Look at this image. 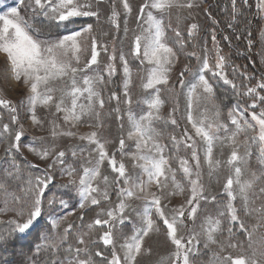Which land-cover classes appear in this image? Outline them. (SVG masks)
<instances>
[{"label":"snow or ice","instance_id":"6c2138e0","mask_svg":"<svg viewBox=\"0 0 264 264\" xmlns=\"http://www.w3.org/2000/svg\"><path fill=\"white\" fill-rule=\"evenodd\" d=\"M93 2L96 8L103 0H28L25 5L24 0H20L21 7H27L33 13H39L45 18L55 21L57 26L64 24L65 27L68 23H72L74 18L79 17H96L99 19V11L93 10ZM203 2V0H201ZM237 0H232L233 4V21L235 20ZM246 3L247 0H244ZM123 6L124 13L130 14L132 7L129 0H120ZM7 7V5H5ZM173 7L180 8H198L199 4L196 0H187L186 4L178 3V0H145V3L140 5V15L137 20H141L145 16L146 9H152L156 12H164L165 10ZM257 8L260 12L264 13V0H258ZM119 12L115 8V0H113V8L109 17L110 23L119 28L117 18ZM144 22L148 25L143 28L141 34L136 35L132 45L133 55L140 57L142 52V61L147 62L151 67L147 70V82L143 83L142 87L145 90L154 89L155 94L145 99L144 103L148 111L140 115L137 119L131 108L128 111V119L132 126V130L128 132V139L135 142L136 151L131 153V159L134 162V167H139L142 170L143 176L130 174L123 162L117 165L114 155H109L105 143L101 142L98 138L96 131H92L88 135H81L79 139L87 140L90 145H95L92 152L96 154V161L94 167H83V172L79 176L78 182L73 179L76 169L72 165H66L64 150L55 151L54 148L44 147L36 148L28 146L29 151L34 153L42 161L52 159V163L47 164L49 172L57 165L61 166V174L68 176V186H71L76 195L79 197L78 207L83 212L89 206H99L102 201H109L108 191V176H103L105 187L103 190L94 182L101 177V165L107 160L108 165L111 167L115 176L116 196L118 203L114 207H109L107 210L101 208L96 213V218L87 224L88 231L80 232L76 235V247L69 244L67 251L74 252L75 255L69 260V264H93L92 256L89 252V244H95L96 240H86L85 237L91 235V230L96 226H101L103 231L98 235V240L102 241L103 245L110 246V259H107L106 264H137V257L144 249L145 238L152 232H159L160 227L157 225L155 217L163 222L166 229V238L175 246L172 252L171 264H191L190 253L194 250V245L199 244V234L193 232L190 234L186 241L185 237L181 235L183 230L188 227V221H194L200 209V201L207 199L204 196V187L200 183V158L197 151L196 141L188 131L185 130L184 134L178 140L176 136H172L171 140L176 146L177 151L179 145L184 144V147L191 149V160L195 162V171L189 165V160L184 157H179V169L183 172L185 179L190 185V195L185 197V200L178 206L172 205L170 211L166 212L165 209L171 204L172 197L184 195V186L176 179V169L169 165V158L164 154V146L159 143L158 138L161 133L158 132L153 126L154 119H159V110L164 101L160 97V88L158 86H167L170 83L169 73L171 66L174 63L176 53L173 48L165 42V27L162 19H158L153 11L146 12V19ZM127 24V21H125ZM231 26V25H230ZM198 28L196 23H192L188 28L189 36ZM128 29L125 26V33ZM181 33L176 32V36L180 37ZM264 35V33H262ZM228 39V37H225ZM237 39H240L237 36ZM90 43V59H86V63L81 66V54L88 50L87 41ZM213 45L217 48V57L215 63V70L210 67L207 49L203 56L202 67L197 74V83L190 86L188 93V114L187 120L195 132V136L199 137L205 145V162L210 168L220 166L221 161L213 159V149L216 140H221L223 144L227 141L232 145V150L227 158L226 164L230 169H234V177L230 175L226 183L223 185V192L227 195V217L228 223L232 222L239 224L249 238L252 232L249 231L244 222L238 215L237 208L233 205V201L237 199V195L243 202L242 210L245 215L249 214V192L252 190L259 179L264 178V170L259 175L255 171L251 172L250 178L242 180L244 168L240 165L247 166V161L244 156L238 153L240 143L237 141V136L248 129H258L256 136L248 137L245 135L243 144L247 145L250 141L255 143L257 139L260 143V158L261 164L264 165V78L257 81L255 86L244 85V91L240 93L243 97L250 99V103L242 104L237 103L233 108L228 111V120L230 125L234 127L235 131L231 135L220 138L217 133L220 129L225 132L229 130V125L224 123L210 122L205 125L203 119L197 120L193 116V98L195 97L198 102L201 98H214L213 85L206 78V72L212 71L214 77H219L225 84L231 85L233 89L237 88L233 80L228 79V76L223 72L225 67V57L219 54V47L217 45L216 36L212 35ZM249 45L251 41L249 40ZM183 47V41H180ZM107 51L106 45H100ZM98 42L93 35V25L87 24L79 29L70 31L69 34H64L56 39H42L41 33L34 24L29 23L28 20L21 15L20 8L10 7L8 11L0 15V53L6 55L7 61L11 67L12 77L16 81H22L23 85L28 89L27 104L21 102V107H25L31 113L30 119L32 125L42 126V121L37 116V105H42L45 108L54 106L55 113H62V120L64 124L71 127H76L85 116H100L97 110L104 108L105 101L101 92L97 90V85L104 83L102 75L89 76L87 72L91 70L92 65L98 63ZM188 55H196V53H189ZM115 59L114 55L108 57L109 63L106 65V72L109 77L116 74L117 69L111 61ZM123 64L124 72V96L126 97L125 103L129 106L132 104L131 96L128 91L131 83V72L128 66V61L123 55L120 56ZM188 67L185 66L187 71ZM184 71L180 73L179 83L181 87L184 86L185 81ZM236 71V69H234ZM244 79H250L244 74ZM53 82H60L61 87L53 86ZM198 89L202 90L203 97L197 92ZM56 92L60 95L56 96ZM110 99H118L115 92L111 93ZM68 101H70V106ZM86 101V103L82 102ZM0 106L9 110L11 116V124L18 122L19 108L10 100L0 99ZM215 107V106H214ZM259 108V111L256 109ZM55 113L53 115H55ZM216 115L219 116V110ZM250 116L251 122L247 118ZM117 119H120L117 116ZM254 122V123H252ZM172 124H176V120L172 119ZM96 124V127H100ZM61 127L60 124L52 122L51 136L53 138L63 136H76L73 131H57ZM3 132L9 133V124H3ZM24 135V126L21 125L20 129L15 131L14 139L10 143V148L20 151V141ZM120 149L123 151L125 148V140L121 139ZM83 151V150H81ZM77 155L76 151H72V156ZM245 155H250V152L245 150ZM143 161V163H139ZM37 167L38 165H33ZM15 167V165H13ZM11 175V173H9ZM195 175V179H193ZM146 177V179L144 178ZM54 180L51 174H45L43 177L36 176L34 181L29 179L27 181V190L24 192L23 198L13 196V202L17 207L6 209V212L11 213V218L8 220L10 229L7 232L0 231V247L8 244L10 240L22 238L28 234L46 215L49 217L47 224V233L42 234L40 239L45 243L36 245V252L39 254L41 249L48 246L52 253L58 250V245L52 243L54 240L53 230H56V237L61 242H66L71 235V230L75 225L69 223L60 233V224L64 217L53 218L52 209L54 205L59 203L63 207H67V201L63 198H58L55 195L47 198L45 203V190L49 184ZM238 186V192L234 190L233 185ZM153 187L155 190H153ZM171 188V190H169ZM0 191L7 194V182L0 180ZM264 196V187L259 188V194L256 198ZM212 200L216 197L212 196ZM134 201H143V210L133 207ZM167 201V203H165ZM154 209V213H153ZM258 213V220L264 221V207L260 209H253ZM135 213L139 218H133L131 213ZM72 215V213H69ZM219 215L223 217L224 212ZM83 219V216H81ZM130 224L131 234H125L122 229L125 223ZM206 225L203 227L204 235L206 236L205 248L209 243H217L214 239V233L219 229L221 220H212L207 218ZM119 225L120 231L118 232L117 226ZM229 234L232 233L233 228H227ZM238 245L229 243L228 247L236 248ZM251 247V245H249ZM220 251L224 252V246L220 247ZM84 258H81V254ZM101 251H96L95 256H102ZM255 252L251 257L244 255L233 256L226 254L224 256L217 255L219 264H258L255 258ZM264 256V253L261 254ZM4 264H7L5 261ZM52 264H61L57 260H53Z\"/></svg>","mask_w":264,"mask_h":264},{"label":"rangeland","instance_id":"374dc122","mask_svg":"<svg viewBox=\"0 0 264 264\" xmlns=\"http://www.w3.org/2000/svg\"><path fill=\"white\" fill-rule=\"evenodd\" d=\"M24 3L27 5L28 0H24ZM143 3H145V0H129L132 12L126 15L120 0H115V8L120 14L117 18L119 28L114 27L109 21L113 8V0H103L99 5V9L96 8V4L93 2V10H98L100 13L99 19L96 17L74 18V20L92 19L94 21L93 35L98 42L97 50L99 56L98 63L92 65L91 70H89L87 74L89 76L102 75L104 77V83L98 84L96 87L97 90L101 92L105 101L103 109H99V106L97 105V110L100 112L98 118L94 115L85 116L76 127L64 124L62 120L63 114L55 113L54 106L45 108L39 104L37 105L36 112L38 118L42 121V126L32 125L30 119L31 113L28 112L25 107H21V102H24L25 105L27 104L28 89L23 85L22 81H16L12 77L11 67L7 61L6 55L0 53V99L10 100L13 105L19 108L17 113L18 122L13 125L10 121L11 114L9 110L0 106V164H4L3 166L5 169L3 171L6 173V178L15 177L18 182L13 189L7 187V194L2 191V194L0 195V220H9L11 218L10 211L6 212V209L17 207L13 202V196L23 198L24 192L27 190V181L29 179L34 181L36 176L43 177L45 174H51L54 176V180L45 190V203L47 198H51L54 195L67 201V207H63L57 203L52 209L53 218H65L61 221L59 229L60 233L63 232V229L69 223L73 225L75 223V227L71 230L72 235L70 236V238L74 239V243L70 242V244L73 245V247H76V235L80 232L88 231L86 227L88 223L82 226V224L76 222V218L80 217L82 213L89 208L96 206L90 205L89 208H86L81 212L78 207L79 197L76 195L75 190L71 186H68V176L66 174H61V166L57 165L51 170V172H49L47 164L52 163V159L50 158L47 161L40 160L37 155L29 151L28 146H34L38 149L49 147L54 148L55 151L64 150L66 152L65 166L72 165L76 169L73 179L78 182L79 176L83 172V167H94L96 161V154L92 152L95 145H90L87 140L79 139V136L88 135L92 131H96L98 138L101 142L105 143L109 155L115 156L117 165L123 162L126 170L130 174L134 176H143L142 170L139 167H134V162L131 159V153L135 152L136 148L135 142L128 139V132L132 130V126L129 122L127 113L129 108H131V111L138 119L140 115H143L148 111L144 100L151 98L155 94L154 89L145 90L142 87L143 83L147 82V70L151 66L148 65L147 62H144L143 64L141 63L143 59L142 52L140 57H137L132 53L134 38L136 35L141 34L143 28L148 27L144 20L146 19V12L151 10L158 19H162L163 21L165 27V42L170 47L174 46L182 56L178 57L177 53L174 51L176 56L169 73L170 83L167 86H158L160 88V97L164 103L159 110V119H154L152 122V126L161 133L158 140L159 143L164 146L163 154L169 158V164L172 160H175L180 173V177H177L176 175V179L185 188L184 195L170 198L171 204L165 209V211H170L172 205L178 206L185 200L187 195H190V185L185 179L183 172L179 169V157L188 159L190 167L195 171V162L191 160V149L185 148L184 144L181 143L179 145V150L177 151L176 146L171 140L172 136H176L179 140L180 137L183 136L185 130H187L189 135H191L196 141L197 151L200 158L199 179L204 187L203 194L207 197L206 200L202 199L200 201V209L195 220L188 221L187 229L181 232V235L185 237V241L193 232L199 234L200 242L199 244L194 245V250L190 253L191 264H219L216 258L217 255L224 256L226 254H231L234 257L237 255L251 257L253 252L256 254L255 258L257 259L258 264H264V256L261 255L264 253V221L258 220V213L253 211V209L264 207V196L259 199L256 198L259 194V188L264 187V178L259 179L254 188L249 192V214L245 215L242 210L243 202L238 195L237 199L233 201V205L237 208L240 219L244 222L246 228L252 232V236L249 238L247 234L240 229L238 223L232 222L231 225L228 223L226 210L227 195L223 192V185L226 183V180L230 175H233V178H235L234 169H230L226 164L227 158L232 150V145L228 144L227 141H224L223 144L221 143V140L215 141L213 159L221 161V164L218 167L210 168L204 159L205 145L199 137L195 136V132L187 120L189 89L192 84L197 83V74L202 67L205 49H207L210 67L215 70L217 48L212 42L213 33L216 36L219 54L225 57L226 63L223 72L228 76V79L233 80L236 83L237 88L233 89L231 85L225 84L219 77L216 78L230 87L239 98L240 103L246 104L251 102L249 98L243 97L240 93L245 90L243 87L244 85L255 86L257 81L264 78V35H262V33H264V13L260 12L257 8V21L260 22L261 28L257 35V47L254 55L255 60L260 66L259 71L262 73L259 74L258 70L252 66L251 62L249 63L252 71L242 72L244 67L238 65V62L241 60L240 57L247 58V55L239 53L236 56L229 57L231 53L229 52V41L228 39H225L227 35L224 36L222 34L223 27L219 25L218 22L212 21L210 18L214 10L210 6L209 0H203V2H201V0H196L199 7L192 9L186 7H173L162 13L156 12L152 9H146L145 16L138 21L137 16L140 15L139 8ZM178 3L186 4L187 0H178ZM5 5H7V7H5ZM10 7L20 8L21 15L32 24L33 20L38 16L49 20L38 12L33 13V11L26 6L21 7L20 0H0V15L7 12ZM125 21H127V24H125ZM210 21L215 27H220L219 32L217 28V30H215L210 26ZM192 23H196L198 28L191 36H189L188 28ZM125 26H127L128 29L127 33H125ZM177 31L181 33L180 37L176 36ZM41 38L56 39L47 36L44 37L43 35H41ZM180 41H183V47H181ZM90 43V40L86 42L88 50L81 54V66L86 63V59H90ZM100 45H106L107 51H104ZM193 52L196 53V55H188ZM110 55L115 56V59L111 61V63H113L117 69L116 74L112 77H109L106 72V65L109 63L108 57ZM121 55H123L128 61V66L131 72V83L128 88L132 100L130 106L124 102L126 97L124 96V72L123 64L120 60ZM186 58L194 60L193 67L189 68L186 64L188 63ZM185 66L188 67L187 71H184ZM234 69H236V71H234ZM182 71H184L183 79L185 81L183 87H181L179 83L180 73ZM206 74L213 76L212 71H207ZM244 74L250 79H243L244 81H242L241 78H244ZM53 86L59 88L62 84L60 82H53ZM112 92L116 93L118 99H110ZM197 92L203 97L201 89H198ZM59 95L60 93L56 92V96ZM82 102L86 103V101ZM68 103L70 106V101H68ZM192 103L194 118L197 120L203 119L205 125L210 122L229 125V130L227 132L220 129L217 133L220 138L223 139L235 131L234 127L230 125V121L228 120V111L221 112L213 98H201L197 102L194 97ZM217 110H219V116L216 115ZM256 111H259V108H257ZM54 113L55 115H53ZM117 116H119L120 119H117ZM247 118L251 122L250 116H247ZM172 119H175L177 123L172 124ZM52 122L61 125L57 131H73L76 133V136L69 137L60 135L53 138L51 136ZM5 123L9 124V133H4L2 130L3 124ZM96 124H100L101 126L96 127ZM21 125L24 126V135L19 142L21 145L20 151H16L15 149L10 148V143L14 139L15 131L19 130ZM257 133L258 129H248L246 132H242L237 136V141L240 143L238 153L241 156H244V159L247 161L246 167L240 165L244 168L241 177L242 180L250 178L251 172L253 171L259 175L260 172L264 170V165L261 164L259 153V140L257 139L255 143L250 141L247 145L243 144L245 135L252 137L256 136ZM164 138L168 140L169 145L165 142L166 139ZM121 139L125 140V148L123 151H121L119 144ZM166 144L170 149L169 151H172V158L168 156L169 151L166 149ZM246 149L250 152V155H245ZM72 151H76L77 155L75 157L72 156ZM13 153H17L21 156L25 163L30 167L31 173L26 172L23 168H20L11 161V155ZM139 163H143V161H139ZM13 165H15V167H13ZM33 165L38 166L34 167ZM9 173H11V175H9ZM105 175L109 178V201H102L101 204L97 206V212H99L101 208L107 210L109 207H114L115 204L119 202L114 190L116 173L112 172L107 160L101 165V177L94 182V185H98L102 190L105 187L103 182V176ZM144 178L146 179V177ZM192 178L195 179V175H193ZM233 187L234 190L238 192V186L234 184ZM153 190H155L154 187ZM169 190H171V188ZM212 196H215L216 199L212 200ZM143 203V201H134L133 207L139 208V210L142 211ZM165 203H167V201H165ZM220 212H224L225 215L221 217L219 215ZM69 213H72V215H69ZM131 215L137 220V224H139V218L136 217L135 213L133 212ZM95 218L96 215L92 220ZM207 218H211L213 221L220 219L221 225L213 234L217 243H209V246L205 248L204 245L207 241L203 232V227L207 226L205 223ZM154 219H156L160 231H154L145 238L144 249L147 251H142L137 257V264H171L172 252L175 250V246L166 238V229L163 226V222L159 220L158 217H155V215ZM40 222L48 224L49 217L46 215L40 220ZM230 226L233 228L231 234L227 231V228ZM131 227L132 226L126 222L122 231L125 234H131ZM100 229H102L101 226H96V228L91 230V235L85 237V239L96 240L95 244L102 243V241L97 239L98 236H96L99 234L96 230ZM117 229L118 232L121 230L119 225L117 226ZM55 234L56 230H53L54 240L52 243H55L58 247L67 243V241L61 242ZM42 243L45 242L42 241ZM229 243H234L238 246L236 248H230L228 247ZM95 244H89V248ZM249 245H251V247ZM221 246H224V252L220 251ZM108 248L110 249V246H108ZM81 255H83V253ZM70 259L71 258L59 260V262H61V264H69Z\"/></svg>","mask_w":264,"mask_h":264},{"label":"trees","instance_id":"16d2710c","mask_svg":"<svg viewBox=\"0 0 264 264\" xmlns=\"http://www.w3.org/2000/svg\"><path fill=\"white\" fill-rule=\"evenodd\" d=\"M220 0H216L218 3ZM210 6L213 8V14H211L210 18L212 21L218 22L219 25L222 27H230V30H233L234 33H231L230 31L227 32L228 37V46H229V52L231 56H236L239 53H243L245 51V43H244V34H245V20L246 18L251 14L252 12V2L250 1V4L245 7L241 0L237 1V6L239 7V12L236 15L237 21L233 23V12L231 11V8L228 5H226L224 10L219 9L218 7H214L216 3H213L212 0H209ZM92 19H83V20H74L72 23H68L65 27L64 24H60L57 26V23L55 21L46 20L41 17H37L33 20L34 26L37 28V30L40 31L41 35L44 37H50V38H58L61 35L69 34L70 31L79 29L82 26H86L87 24H93ZM210 26L213 27L215 30L218 29V32L220 31V27H215L212 22L210 21ZM231 25V26H230ZM260 22L257 20L255 21V29L251 33V41L253 44L252 47V54L248 55L246 54L247 58L240 57V61L238 62V65H241L244 67L242 69V72H251V65L249 62H251L252 66L258 70L259 74H262L259 71V64L255 60L254 52L257 47V35L258 31L260 29ZM221 27V28H222ZM217 28V29H216ZM237 36L240 37V39H237ZM174 51L177 53L178 57H182L180 52L175 49L174 46H172ZM228 48V47H227ZM248 60V61H247ZM186 63L189 68L193 67L194 60L186 58ZM238 69V68H237ZM206 78L209 79V81L213 85V99L217 103L219 109L221 112H227L229 109H231L234 105L237 103H240L239 98L236 96V94L230 89L229 86L225 85L221 80H219L216 77H213L209 74H206ZM244 78H241L242 81ZM166 139V138H164ZM165 142L169 145L168 140L166 139ZM164 142V143H165ZM166 144V149L169 151ZM172 158V151H169V155ZM11 161L18 165L20 168H23L26 172L31 173L30 167L25 163V161L21 158V156L17 153H13L11 155ZM4 164H0V179H6L7 187L10 189H13L16 186V183H18L15 179V177L6 178V173L3 171L5 168L3 166ZM172 168L176 169V175L177 177H180V173L178 170V167L176 165L175 160H172L169 164ZM26 180V179H23ZM2 194V191H0V195ZM98 207H91L88 210H86L84 213H82L81 216H83V219H81V216L76 218V222L78 224H82V226L89 223L96 215ZM75 225V223H74ZM10 229V225L8 223V220H0V231L7 232ZM103 231V229L96 230L99 234ZM47 233V224L45 222H39L28 234H25L22 238H16L13 240H10L8 244H5L3 247H0V264H4L6 261L7 264H52V261L55 259L57 261L59 260H65L67 258H71L75 255L74 252L69 253L67 251L68 245L71 243H74V239L70 238V235L67 239V243L59 246L58 250L55 253H52L48 246L41 249L39 254L36 252V245L41 244L42 240L40 239V236L42 234ZM97 234L96 236H98ZM98 238V237H97ZM101 251L103 253L102 256H95L96 251ZM89 252L93 259V264H106L107 259H110V249L106 246H104L102 243H97L95 245H92L89 248ZM81 258H84V254L81 255Z\"/></svg>","mask_w":264,"mask_h":264},{"label":"built area","instance_id":"2783aa9c","mask_svg":"<svg viewBox=\"0 0 264 264\" xmlns=\"http://www.w3.org/2000/svg\"><path fill=\"white\" fill-rule=\"evenodd\" d=\"M213 3H216V5H214V7H218L221 10H224L226 5L229 4L231 11L233 12V4H232V0H220L218 3L216 2V0H212ZM238 1V0H237ZM250 1L252 2V12L251 14L246 18L245 20V25H246V29H245V34H244V45H245V51L244 54H252V47L253 44L251 43V45H249V40L251 41V33L252 31L255 29V21L258 19V10H257V0H247V2L245 3L244 0H241L242 4L247 7L250 4ZM239 12V7L237 6V2H236V12H235V16L238 14ZM233 21V18H232ZM237 19L235 18V20L233 21L236 22ZM231 32L234 33L233 30H230V27H223V35L226 36L227 32ZM252 42V41H251Z\"/></svg>","mask_w":264,"mask_h":264},{"label":"crops","instance_id":"0c3cea01","mask_svg":"<svg viewBox=\"0 0 264 264\" xmlns=\"http://www.w3.org/2000/svg\"><path fill=\"white\" fill-rule=\"evenodd\" d=\"M260 28H261V25H260ZM259 31H260V29H259ZM259 31H258V33H259Z\"/></svg>","mask_w":264,"mask_h":264}]
</instances>
